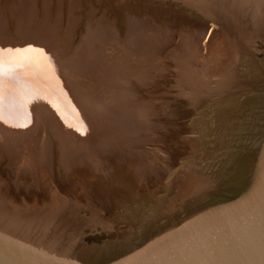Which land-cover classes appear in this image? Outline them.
Returning a JSON list of instances; mask_svg holds the SVG:
<instances>
[{
	"label": "rangeland",
	"instance_id": "rangeland-1",
	"mask_svg": "<svg viewBox=\"0 0 264 264\" xmlns=\"http://www.w3.org/2000/svg\"><path fill=\"white\" fill-rule=\"evenodd\" d=\"M26 6L31 7L29 9L32 12L31 10L27 12V8L23 14L25 10L23 7ZM19 7L24 9L21 13ZM136 23L137 25L141 23L140 29H146L149 35H156V39H151L152 36H150L146 37L147 39L143 38V42L140 39L138 43L137 35L134 34L136 37L132 35L139 31ZM211 24L196 8L183 4L180 0H0V191L3 192V198L7 203L17 210L33 208V210H43L54 207V204L64 205L67 198L74 199L73 202L78 207L77 211L81 216L80 218L85 221L80 232L81 239L87 247L96 246L98 248L113 244L122 245L128 240V234H132L133 237L136 236L134 237L136 241H140L139 237L144 234L141 238V240H145L142 248L144 246L148 248L155 243L156 238L154 239L153 236L170 234L172 230L169 229L170 226L172 227L178 219L180 221L183 217H187V210L190 209L192 213L200 210L203 204L206 206L208 201H198L197 198L201 196L205 187L216 185L215 180L208 183L209 178L216 176L221 170L230 145L246 133L243 129L247 125L243 123L247 124L252 121L246 110V100L264 93V75L259 73L256 66L250 65L258 62L264 64V36L259 35L251 40L250 54L252 58H247V62L239 66L238 69L241 70L232 74L234 64L231 62L230 53V55L227 52V54L217 56L210 53V49L212 50L213 47L207 50L202 48L201 40L204 41L202 37L209 34ZM208 25L210 27L205 33V28ZM92 32L98 33V35L100 33L105 34H102L103 39L99 37L95 42L89 41L92 44L90 43L88 46L87 37L89 39L97 37L92 36ZM154 39L156 43L150 44ZM131 42L133 46H130ZM158 43H160L159 46ZM34 49L35 53L38 51L37 54L40 55L45 52L43 56L47 59L44 58V61L39 63V60L34 58ZM130 49L133 50L129 51ZM88 50L97 54L95 55L96 58L93 57L90 62L84 56ZM98 51L101 56L104 55L101 57L98 55ZM13 52L17 56L13 55ZM50 54L54 55L49 57ZM105 55H107V58L105 57L106 63L103 61ZM50 60H53L52 63ZM53 63L55 65H52ZM83 67L85 71L83 70L82 73ZM188 70L191 71L192 78L189 77ZM72 71L77 74H73ZM65 73H69L73 77H66ZM226 73H229L227 79H233L232 84L225 90H218L217 80ZM59 75L64 76V81L63 79L60 80ZM48 79L51 83L59 84L57 85L58 88L53 83L50 86L51 83ZM188 79H191L190 82ZM56 80L59 82L57 83ZM34 81H37L36 84L39 83V85L37 84L38 87L35 86ZM205 82H208L207 87L213 90L211 93L221 97L227 96L228 105L226 103H224L225 105L223 103L217 104L214 98L206 94V96L204 94L202 96L201 93L204 92L198 87ZM244 82L252 83V86H248L252 92H247L245 87L240 88ZM60 84H64L65 88ZM40 87L46 88L47 92L45 90L44 92L40 91L39 89H43ZM48 87L51 88L48 89ZM66 88L67 90L74 88L73 92L78 91L82 97H86L85 94H90V97H87L88 100L79 98L82 103L72 95L75 98V103L84 104L80 107L79 112L84 113L90 110L87 111V116L84 114L85 116L81 115V117L78 112L76 115V110L70 108L69 104L67 105L65 98H63V94L66 95L63 93L65 92L63 89ZM51 89L55 90L51 91ZM61 89L62 91H60ZM195 89H198L199 93ZM104 90L108 91L105 92ZM41 92L46 93V95L51 93L52 95L49 96L53 97L48 96L46 98L48 100L51 98L52 101H46L47 103L44 101L43 103L39 100L38 97ZM95 93H99L98 96ZM55 96L59 97L60 100H58L62 105H59L60 102L55 99ZM229 97L232 98V101ZM190 98H199V101L192 103ZM62 100L64 101L62 102ZM33 103H36L34 104L36 107L33 106ZM117 103L118 108L115 111L116 108L113 110V107ZM134 104L136 108H134ZM111 105L112 107H110ZM30 106L31 108H29ZM84 107L86 108L83 109ZM94 108L95 111L105 112H94ZM109 108L113 111L110 112ZM237 108L242 111L241 115L237 113ZM63 112L66 113L63 114ZM239 116L241 117L239 118ZM222 117H225V120H221ZM25 118H31L32 123L27 128H20V124L25 122ZM133 121L138 122L139 131L134 127ZM220 121L222 122L220 123ZM85 123H88V127L91 129L93 127H90V124L94 126L96 123L99 127L102 125L103 129L114 130L126 138L116 137L114 146L110 145L108 148L100 140L97 141V138H91L95 128L92 129V132H85L84 128L87 127ZM125 123L128 126L123 129L122 125ZM139 126L146 128L144 127L143 131L141 130L143 127L140 129ZM115 128L118 130L116 131ZM9 140L13 144L18 141L22 143L21 146L17 144L16 147L24 159L17 162L19 163L18 168L32 169L33 175L29 174L28 171L26 174L16 175L14 168H11L15 165L10 159L14 153L9 150L8 144L12 143L11 141L9 143ZM82 144L84 145L82 146ZM110 149H118L120 152L116 156L113 155V160H116L117 157L128 156L139 161L137 165L131 167L132 170L133 168L135 170H133L134 178L132 176L126 182L129 183L130 181L134 186L140 184L138 188L143 186L140 189V194L142 198H147L145 201L149 203L153 199L157 203L160 201L159 204L166 201L168 195H163L160 192L166 189L167 178L173 171L178 170L177 182L185 178V173L188 170L192 175H199L197 177H201L202 181L208 184L205 185L198 179V191L194 194L193 191H190L184 196H179V193L172 192L166 206L162 207L160 211L163 218L154 220L155 214L146 208L143 217L140 219L145 223L137 224L139 223L137 222L139 217L136 218L138 213L130 214L132 216L129 218L133 217L134 219H129V222L125 223L123 222V214L117 213V204L112 199L117 194L111 193L97 197L90 192L88 196L83 195L78 187H74V189L70 186L72 178L68 175L65 167V154L76 152L75 155L78 157L88 153L90 159L92 158L89 165L94 166L98 165L96 160H100V156ZM30 153L33 155L42 154V158L39 160L31 159ZM28 155L29 158L26 157ZM101 161L103 160L101 159ZM107 163L105 162L104 165L108 167L107 172L111 173L113 171L111 170L112 166ZM141 163L150 166L148 169H153L151 170L154 172L153 175H160L156 176L158 179L155 181L157 182L144 177L143 174L141 176L136 174L140 166L138 164ZM38 170L40 173H37ZM34 173H37V177ZM38 177L39 181L44 183L43 186L38 185L39 190L35 188L38 184ZM218 177L221 180L222 174H218ZM83 187H85L84 184ZM216 194V191H210L204 193L203 198H211ZM55 196L58 203L53 201ZM91 210L102 219V223L90 225ZM153 222L155 225H150ZM130 224L134 225L131 226L133 230L129 227Z\"/></svg>",
	"mask_w": 264,
	"mask_h": 264
},
{
	"label": "bare ground",
	"instance_id": "bare-ground-1",
	"mask_svg": "<svg viewBox=\"0 0 264 264\" xmlns=\"http://www.w3.org/2000/svg\"><path fill=\"white\" fill-rule=\"evenodd\" d=\"M24 3V2H23ZM184 3L185 4H187V5H191V6H193V7H196L197 9L199 8V9H203V8H205L206 7V5L208 6V3L206 2V0H184ZM25 4H26V2H25ZM29 4V3H28ZM27 4V5H28ZM23 5V4H22ZM20 6V5H19ZM25 6V5H24ZM17 7V6H16ZM31 7H32V5H31ZM31 7H19V8H21V10H20V13H21V11H23V14H25V12H26V10H27V8H28V10H27V12L28 11H30L31 9H29V8H31ZM48 7V6H47ZM18 8V7H17ZM33 8V7H32ZM23 9V10H22ZM19 11V10H18ZM31 12H32V10H31ZM21 15V14H20ZM138 22V21H137ZM222 22L223 23H225L226 21H224V20H222ZM133 25H134V23H133ZM141 26H142V24L141 23H138V25H137V23H136V27H139L138 29H139V31H136L135 33H131L132 35H134V34H136L137 35V38H138V43L140 42V41H142V39L143 38H146V37H150V36H152L151 37V39H153V38H155L156 39V35L155 36H153V35H149V33H147L146 32V29H144V28H142V29H140L141 28ZM132 28V27H131ZM211 29H212V31L211 32H209V34L206 36V37H202V39H204V41H202L201 40V45H202V48L204 49V50H207V49H210L211 47H213V49L211 50L210 49V53H213L214 55H220V54H227V52H228V54L230 53L231 54V56H232V59H231V62H233V64H234V66H233V68H232V74H234L236 71H240L241 69H238L239 68V66H241L242 65V63H246L247 61V58H252V55L250 54V52H251V45H250V42H251V40H253V38H255L256 36H259V35H263L264 36V27H260V26H252V27H250V29L249 28H247V29H245L244 27H240V26H236L233 22H231V21H229L228 22V25L225 27V29L224 28H218L216 25H214V24H211ZM103 30V29H102ZM97 31V30H96ZM99 31V30H98ZM97 31V32H98ZM95 32V31H94ZM93 33V32H92ZM102 34H105V33H100V35H98V33H93L92 34V36L94 35V36H97L96 38H88L87 37V39H88V43H89V41H91V42H95L96 40H97V38H102L103 36H102ZM109 34V33H108ZM156 34V33H155ZM136 35H134L135 37H136ZM160 36V35H159ZM106 38V37H105ZM159 38V37H158ZM103 39V38H102ZM141 39V40H140ZM147 39V38H146ZM153 40L150 44H155L156 43V40ZM108 40V39H107ZM140 40V41H139ZM158 40V39H157ZM161 41V40H160ZM90 42V43H91ZM99 42V41H98ZM120 42V41H119ZM134 42V41H133ZM137 42H135V43H137ZM143 42V41H142ZM87 43V42H86ZM90 43H89V45L88 46H90ZM132 43V42H131ZM134 43V45H135V47H136V44ZM92 44V43H91ZM159 44L160 43H158V46H159ZM190 44V43H189ZM192 44V43H191ZM190 44V45H191ZM142 45V44H141ZM163 45V44H162ZM87 46V45H86ZM130 46H133V43L132 44H130ZM197 46V45H196ZM225 46V47H224ZM96 47V46H95ZM90 49H91V47H89ZM93 48V47H92ZM189 48H191V47H189ZM88 49V48H87ZM89 49V50H90ZM136 49V48H135ZM134 49V51H137V50H135ZM29 50H33V49H29ZM29 50H27V51H29ZM41 50V49H40ZM44 50H46V49H44ZM85 51H86V49H84ZM89 50L87 51L88 53L87 54H85L84 56H85V58L87 57V59H89V62L91 61V60H93V57H95L96 58V56L95 55H97L96 53L95 54H93L94 52H89ZM133 50V49H132ZM131 49L129 50V51H132ZM140 50V49H139ZM31 51H30V53H31ZM48 51H49V49H48ZM47 51V52H48ZM95 51V50H94ZM190 51V50H189ZM96 52V51H95ZM101 52V51H100ZM104 52V51H103ZM141 52V51H140ZM29 53V54H30ZM35 53V49H34V51H33V54ZM37 53H38V51H37ZM37 53H35V57L34 58H36V59H38L39 60V63L40 62H43L44 61V58H46L45 56H43V54L45 53V52H43V54L42 55H40V54H37ZM97 53H99V51L97 52ZM102 53V52H101ZM205 53V52H204ZM3 54V53H2ZM15 53L13 52V55H14ZM24 54V53H23ZM46 54H48L49 55V53H46ZM132 54H133V52H132ZM209 54V53H208ZM229 54V55H230ZM253 54V53H252ZM48 55H46L47 57H48ZM54 55V54H53ZM53 55H51L50 54V56L49 57H51V56H53ZM98 55H100L101 56V54L99 53ZM104 55V54H103ZM102 55V56H103ZM15 56H17V54H15ZM22 56V55H21ZM20 56V57H21ZM25 56V55H24ZM28 56V55H27ZM33 56V55H32ZM37 56V57H36ZM101 56V57H102ZM115 56V55H114ZM124 56V55H123ZM227 56V55H226ZM3 57V56H2ZM1 57V58H2ZM23 57V56H22ZM56 57V56H55ZM107 58V55H105L104 57H103V61H104V63H106V58ZM127 57V56H126ZM26 58V57H25ZM59 58V57H58ZM57 58V59H58ZM92 58V59H91ZM143 58V57H142ZM3 59H4V57H3ZM6 59V58H5ZM17 59H18V57H17ZM47 59V58H46ZM52 59L54 60V58L52 57ZM57 59H55L56 61H57ZM120 59H122V58H120ZM127 59V58H126ZM22 60H23V58H22ZM32 60H34V59H32ZM52 60V61H53ZM95 60V59H94ZM102 60V59H101ZM110 60V59H109ZM119 60V59H118ZM124 60V59H123ZM1 61V60H0ZM25 61H26V59H25ZM48 61H49V58H48ZM52 61L50 60V62L52 63ZM102 61V62H103ZM140 61V60H139ZM19 62V61H18ZM24 62V60L22 61V63ZM59 62V61H58ZM133 62V61H132ZM55 63V62H54ZM52 64V65H55V64ZM119 63V62H118ZM127 63V62H126ZM143 63V62H142ZM182 63V62H181ZM27 64V63H26ZM56 64H57V62H56ZM60 64V63H59ZM63 64V63H62ZM117 64V63H116ZM122 64V63H121ZM139 64V63H138ZM45 65H47V64H45ZM100 65V64H99ZM119 65V64H118ZM117 65V66H118ZM136 65V64H135ZM252 67H254V66H256V69H258L259 70V73L261 72V73H263L262 75H264V64H260L259 62L258 63H253V64H250ZM14 66V65H13ZM39 66H41V65H39ZM51 66V65H50ZM103 66V65H102ZM101 66V67H102ZM106 66V65H105ZM113 66V65H112ZM122 66V65H121ZM127 66H129V65H127ZM126 66V67H127ZM54 67V66H53ZM123 67V66H122ZM135 67V66H134ZM133 67V68H134ZM138 67V66H137ZM32 68V67H31ZM35 68V67H34ZM48 68V67H47ZM50 68V67H49ZM48 68V69H49ZM58 68H59V66H58ZM61 68H63L62 66H61ZM33 69V68H32ZM52 69H56V68H52ZM82 69V68H81ZM37 70V69H36ZM51 70V69H50ZM84 70V67H83V69H82V73L85 71H83ZM55 71V70H54ZM54 71L52 72L53 74H54ZM57 71V70H56ZM62 71V70H61ZM131 71H132V69H131ZM73 72V74H77V73H75L74 71H72ZM129 72V71H128ZM191 71H189L188 70V72L187 73H189V74H187V75H189V77L190 78H192V74L190 73ZM35 73V72H34ZM41 73V72H40ZM78 73H80V72H78ZM126 73V72H125ZM134 73V72H133ZM230 73V74H231ZM62 74V73H61ZM103 74V73H102ZM12 75V74H11ZM31 75V74H30ZM44 75V74H43ZM56 75V74H55ZM105 75V74H104ZM103 75V76H104ZM129 75V74H128ZM57 76V75H56ZM65 76L66 77H73V76H71L69 73H65ZM87 76V75H86ZM229 76V73H226L225 75H223L220 79H218L217 80V83H218V90H225V88H227V87H229L231 84H232V80L231 79H227V77ZM29 77V76H28ZM59 77H61V79L60 80H62L63 79V81H64V76H60L59 75ZM102 77V76H101ZM27 78V77H26ZM31 78V77H30ZM51 78V77H50ZM140 78V77H139ZM142 78V77H141ZM233 78V77H232ZM42 79V78H41ZM55 79V78H54ZM68 79V78H67ZM31 80V79H30ZM33 80H35L34 78H33ZM32 80V81H33ZM51 80V79H50ZM88 80V79H87ZM99 80V79H98ZM187 80V79H186ZM190 80L191 79H188V82H190ZM194 80V79H193ZM248 80V79H247ZM38 81V80H37ZM37 81H34V83H35V86L38 84L39 85V83H37L36 84V82ZM42 81V80H41ZM48 81H49V79H48ZM52 81H53V79H52ZM57 81V80H56ZM83 81V80H82ZM101 81V80H100ZM39 82V81H38ZM47 82V81H46ZM50 82V81H49ZM59 81H57V83H58ZM80 82H81V80H80ZM83 82H85V81H83ZM128 82V81H127ZM34 83H32V84H34ZM42 83H44V82H42ZM42 83H41V86H42ZM51 83V82H50ZM53 83V82H52ZM52 83L50 84V86H52ZM56 82H54L53 84H55ZM71 83V82H70ZM88 83H89V81H88ZM91 83V82H90ZM131 83V82H130ZM144 83H146V82H144ZM77 84V83H76ZM252 83L250 82H244L243 83V85H240V88H242L243 89V87H245V88H247V89H245V90H247V92H250L251 90L249 89L250 87H248V86H250ZM254 84V83H253ZM38 85L36 86V87H38ZM43 85H45V83L43 84ZM56 86L55 87H57V85H59V84H55ZM64 86V84H60V86ZM67 85V84H66ZM71 85V84H70ZM98 85H100V84H98ZM107 85V84H106ZM93 86V85H92ZM130 86V85H129ZM195 86V85H194ZM208 82H205L203 85H200V87H198V89L199 90H201L202 92H204V93H201V95L203 96V94L205 95H208L209 97H211V98H214V100L215 101H217V104H224V103H226L227 105H228V102H227V96H220V95H216L215 93H211L213 90H211V89H209L208 87ZM252 86V85H251ZM46 87V86H45ZM67 87V86H66ZM72 87V86H71ZM136 87V86H135ZM40 88H43V87H40ZM51 88V87H50ZM49 87H48V89H50ZM58 88V87H57ZM64 88H65V86H64ZM121 88V87H120ZM129 88V87H128ZM254 88V87H253ZM56 89V88H55ZM54 89V90H55ZM69 89V88H68ZM74 89V88H73ZM71 90V89H69V90H67V88L66 89H63V91H65V92H63V93H65L66 95H64L62 92V94H63V98H65V101L67 102V105L69 104L71 107L70 108H73L74 110H76L75 111V114L77 115V113L76 112H78V113H80L79 115L81 116H83L84 114L87 116L88 115V113H87V111H90V110H87V109H90V108H87L86 110V112H84V113H81V111L79 112V110H80V107L81 106H83L84 104H77V102L75 103L74 101H75V98L74 97H77L76 99L77 100H82V98H83V100H86L87 99V97H90V94L88 95V94H85V95H87L86 97H82L81 95H80V93L78 92V91H76V93H74L73 91L74 90ZM81 89V88H80ZM88 89V88H87ZM137 89H138V87H137ZM198 89H195L196 91L198 90ZM40 91H42V92H44V90L47 92V90H46V88H43L42 90L41 89H39ZM53 89H51V91H52ZM53 90V91H54ZM57 90V89H56ZM89 90V89H88ZM96 90V89H95ZM94 90V91H95ZM59 91V90H58ZM60 91H62V89L60 90ZM100 91V90H99ZM98 91V92H99ZM105 91V90H104ZM106 91H108V90H106ZM105 91V92H106ZM113 91V90H112ZM254 91V90H253ZM9 92V91H8ZM41 92V94H40V96L38 95V94H36V95H38L37 97H38V99L39 100H41L43 103H44V101L46 102V101H48L49 102V100L53 97H51V96H49L51 93H49V94H47L46 95V93L45 94H43ZM50 92V91H49ZM86 92V91H85ZM110 92V91H109ZM133 92V91H132ZM252 92V91H251ZM102 93H103V91H102ZM134 93V92H133ZM197 93H199V91H197ZM55 94V93H54ZM96 94V93H95ZM99 94V93H98ZM98 94H96L97 96H98ZM107 94V93H106ZM52 95V94H51ZM59 95H61L60 93H59ZM58 95V96H59ZM74 97H73V96ZM84 95V96H85ZM109 95V94H108ZM205 95V96H206ZM51 97V98H49V100L46 98V97ZM94 97H95V95H93ZM101 96H102V94H101ZM109 96H111V95H109ZM119 96V95H118ZM36 97V96H35ZM34 97V98H35ZM56 97V96H55ZM60 97V96H59ZM59 97L57 98H55V99H59ZM82 97V98H81ZM112 97V96H111ZM80 98V99H79ZM93 98V97H92ZM92 98H89L90 100L92 99ZM95 98H97V97H95ZM229 98H231V97H229ZM259 98H260V96H257V97H254V98H250L249 100H246V106H248L249 108L250 107H252L253 106V104H255L256 102H257V100H259ZM60 99H61V97H60ZM59 99V100H60ZM104 99V98H103ZM106 99V98H105ZM138 99V98H137ZM199 98H190V101L193 103H196L197 101H199L198 100ZM237 99V98H236ZM239 99V98H238ZM38 100V101H39ZM57 100H56V102H57ZM58 100V101H59ZM81 100H80V103H82L81 102ZM88 100V99H87ZM40 101V102H41ZM52 100H50V102H51ZM64 100H62V102H63ZM97 101V100H96ZM100 101H102L101 99H100ZM105 101V100H104ZM110 101V100H109ZM128 101V100H127ZM231 101H232V98H231ZM33 102V101H32ZM31 102V103H32ZM54 102V101H53ZM52 102V104H57L56 102H54L53 103ZM60 102V101H59ZM30 103V104H31ZM42 103V104H43ZM47 103V102H46ZM65 103V102H64ZM96 103H98V102H96ZM95 103V104H96ZM106 103H108V102H106ZM116 103V102H115ZM114 103V104H115ZM202 103V102H201ZM205 103V102H204ZM233 103V102H232ZM25 104H26V102H25ZM29 104V105H30ZM34 104H36V103H33V106H34ZM51 104V103H50ZM55 104H54V106H55ZM123 104V103H122ZM136 104V103H135ZM134 104V108H136L135 105ZM230 104V103H229ZM59 105H62L61 104V102H60V104ZM58 105V106H59ZM102 105H104V104H102ZM108 105V104H107ZM113 105V104H112ZM112 105L110 106V107H112ZM197 105V104H196ZM206 105V104H205ZM225 105V104H224ZM32 106V105H31ZM31 106L29 107V108H31ZM38 106V105H37ZM53 105L51 106L52 108L54 107ZM116 106V107H115ZM114 107H113V110H115L114 108H116V110L115 111H117V108H118V103H117V105H115ZM34 107H36V106H34ZM61 107V106H60ZM97 107V106H96ZM103 107H105V106H103ZM147 107V106H146ZM64 108H66V107H64ZM86 107H84L83 109H85ZM99 108V107H98ZM152 108V107H151ZM38 109V108H37ZM82 109V108H81ZM112 109V108H111ZM149 109V108H148ZM26 110V109H25ZM91 110H93V109H91ZM97 110V109H96ZM109 110H110V108H109ZM113 110H110V112L111 111H113ZM142 110H144V109H142ZM142 110H140V112H142ZM237 110V113L239 114V115H241L242 114V111L239 109L238 110V108L236 109ZM34 111H35V109H34ZM64 111V110H63ZM85 111V110H84ZM94 112H98V111H95V108H94V110H93ZM145 111V110H144ZM93 112V113H94ZM101 112H105V111H101ZM100 111H99V113H101ZM139 112V111H138ZM40 113V112H39ZM59 113V112H58ZM66 112H63V114H65ZM118 114H119V112H118ZM142 114V113H141ZM144 114V113H143ZM31 115V114H30ZM50 115H51V113H50ZM84 115V116H85ZM89 115H90V112H89ZM139 115H140V113H139ZM24 116V115H23ZM64 116V115H63ZM80 116H79V118H80ZM81 116V117H82ZM93 116V115H92ZM94 116H95V113H94ZM149 116V115H148ZM25 117H27V116H25ZM61 117V116H60ZM241 116H239V118H240ZM63 118V117H62ZM74 118H76L75 116H74ZM87 118V117H86ZM91 118V117H90ZM99 118V117H98ZM137 118V117H136ZM26 120H25V122L23 123V124H20V128H27V127H29V125H31V123H32V121H30V119H28V118H25ZM60 119V118H59ZM84 119V118H83ZM92 119V118H91ZM95 119V118H94ZM93 119V120H94ZM138 119V118H137ZM147 119V118H146ZM79 120V119H78ZM81 120V119H80ZM86 120V119H85ZM242 120V119H241ZM86 121H88V120H86ZM85 121V122H86ZM90 121V120H89ZM147 121V120H146ZM71 122V121H70ZM90 122H92V120L90 121ZM94 122V121H93ZM92 122V123H93ZM98 122V121H97ZM134 122V121H133ZM22 123V122H21ZM99 123V122H98ZM103 123H105V122H103ZM138 122H134V127L135 128H137L138 127V124H137ZM142 123H143V121H142ZM141 122H140V124H142ZM220 123H221V121H220ZM88 123H85V125L87 126L86 128H84V130H85V132H92V129H94L95 128V132L94 133H92V135H91V138H97L98 140L97 141H99L100 140V142L103 144V145H105V146H107L108 148H109V146L110 145H112V146H114V140L116 139L117 140V138L116 137H122V138H126V137H123V136H121V135H119V134H117L114 130H110V129H108V131L107 130H105V129H103L101 126V128L98 126V125H96V123H95V125L94 126H92V124H90L91 126L90 127H93L92 129L91 128H89L88 126H89V124L87 125ZM100 124V123H99ZM102 124V123H101ZM116 124H118V123H116ZM143 124H145V123H143ZM142 124V125H143ZM146 124H147V122H146ZM150 125H151V123H150ZM25 126V127H24ZM104 126V125H103ZM123 126V129H125V127H127L128 125H127V123H125L124 125H122ZM147 126V125H146ZM33 127V126H32ZM85 127V126H84ZM140 127V129L141 130H143L144 129V127L145 126H139ZM151 127V126H150ZM83 128V127H82ZM81 128V129H82ZM146 128V127H145ZM147 128H148V126H147ZM116 129V128H115ZM109 130H110V132H109ZM118 129H116V131H117ZM134 130V129H133ZM62 131V130H61ZM76 131V130H75ZM77 131H78V129H77ZM137 131H139L138 130V128H137ZM144 131V130H143ZM74 132V131H73ZM82 132V131H81ZM107 132H109V133H107ZM63 133V132H62ZM67 133V132H66ZM75 133V132H74ZM83 133V132H82ZM141 133V131L139 132V134ZM143 133V132H142ZM6 134V133H5ZM8 134V133H7ZM68 134V133H67ZM84 134V133H83ZM100 134V135H99ZM121 134V133H120ZM124 134V133H123ZM122 134V135H123ZM22 135H24V134H22ZM66 135V134H65ZM72 135V134H71ZM70 135V136H71ZM78 135V134H77ZM86 135V134H85ZM84 135V136H85ZM96 135H98V136H96ZM12 136V135H11ZM75 136V135H74ZM236 136V135H235ZM83 137V136H82ZM8 138V137H7ZM68 138V137H67ZM66 138V139H67ZM76 138V137H75ZM86 138V137H85ZM88 138H90L89 136H88ZM91 138H90V140H91ZM119 139H121V138H119ZM234 139V138H233ZM84 140H86V139H84ZM95 140V139H94ZM10 141L11 140H9V143H10ZM63 141V140H62ZM70 141V140H69ZM87 141H89V140H87ZM86 141V142H87ZM93 141V140H92ZM91 141V142H92ZM96 141V140H95ZM12 142V141H11ZM83 142V141H82ZM73 143H75V142H73ZM90 143V142H89ZM98 144H99V142H97ZM123 143H125V141H123ZM17 144H19L20 146H21V142H14V144H13V142L12 143H10V144H8L9 145V150L10 151H12L13 153H14V155L10 158L11 159V162H13L14 163V165H15V167H11L12 169L14 168V171L16 172V175H18V174H26V171H28V173L29 174H31V175H33V171H32V169L31 170H28V169H23V168H18V164L19 163H17L18 161L20 162V159L21 160H24V159H22L23 158V156H21V154H20V151L18 150V148H16L17 147ZM79 144V143H78ZM86 144V143H85ZM88 144V143H87ZM84 144H82V146H83ZM117 145V144H116ZM120 145V144H119ZM122 145H124V144H122ZM111 146V147H112ZM125 146V145H124ZM74 147H75V145H74ZM79 147V146H78ZM117 147H119V146H117ZM82 148V147H81ZM113 148V147H112ZM123 148V147H122ZM80 149V148H79ZM87 149V148H86ZM88 149H89V147H88ZM128 149V148H127ZM73 150V149H72ZM84 150V149H83ZM81 151V150H80ZM93 151V150H92ZM96 151V150H95ZM41 152V151H40ZM45 152V151H44ZM63 152V151H62ZM70 152V151H69ZM77 152H79V151H77ZM84 153L86 152V150L85 151H83ZM103 152V151H102ZM122 152H124L123 150H122ZM76 153V152H75ZM75 153H70V154H72V155H70V154H65L64 156V159L66 160V163H65V167H66V169H67V173H68V175L72 178V182L70 183L71 185L70 186H72V188H74V187H78L79 189V191H80V193H83V195L85 194L86 196H88V194L91 192V193H93V194H95L97 197H99V196H105V195H109V194H111V193H113V194H117V195H115V197H113L112 199H113V201H114V203H116L117 204V206H116V210L118 211L117 213L119 214V215H122L123 217H124V220H123V222H125V223H127V222H129V219L131 220V219H134L133 217L131 218H129V216H132V215H130V214H133L134 215V213H138V215L136 216V218L137 217H139V220L137 221V222H139V223H137V224H143V223H145V221H143V220H140L142 217H143V215H144V210L147 208V209H149V210H151L155 215H154V220H156V219H158V218H163V216L161 217V213H160V211H161V209H162V207H164V206H166V202H168L169 201V199H170V194H172V192L173 193H175V192H177V193H179V196L181 195V196H184V195H186L187 193H189L190 191H193V194L196 192V191H198V186H197V182H198V175L197 174H193L192 175V173L191 172H188V170H187V172L185 173V178H183L182 180L180 179V181L179 182H177L178 181V179L176 180V176H177V173H178V170L177 171H173V173H171V175L169 176V178H167L168 179V182H167V187H166V189H163L161 192H160V190H159V192L160 193H162L163 195H168V198H166V201L164 202V203H161V204H159V202L157 203V201L156 202H154V200L155 199H153L150 203L149 202H147V201H145L146 199H144V198H142V196H141V194H140V189H142V187H140V188H138L139 186H140V184H137V185H135L134 186V184H131L130 183V181H129V183L128 182H126L127 180H130V178L133 176V178H134V172H133V170H134V168H133V170L131 169V167L133 166H135V164L137 165V163H139V161H137L135 158H130V157H126V156H123L122 158H116V160H113L114 158V156L113 155H115L116 156V154L117 153H120L119 152V150L118 149H110L108 152H106L105 154H104V152H103V154L104 155H101L100 156V158L104 161H101L100 162V158H98V159H100V160H96V162L98 163V165H94V166H92V165H89V162L91 161V159H90V157L88 156V153L86 154V155H81V156H76L75 155ZM81 153H82V151H81ZM98 153V152H97ZM129 154V153H128ZM26 157H28L29 158V155L28 156H26ZM30 157H31V159H37V160H39L40 158H42V154H37V155H33L32 153H30ZM133 157V156H132ZM136 157V156H135ZM96 159V158H95ZM144 159V158H143ZM113 160V161H112ZM107 161H108V163H107ZM112 161V162H111ZM95 162V163H96ZM107 163V164H109V162H111L109 165H111L112 167H111V170H113V171H111V173L109 172H107L108 170V167H105L106 165H104V163ZM134 162H136V163H134ZM93 163V162H92ZM132 164H134V165H132ZM149 164H151V163H149ZM138 165H140L139 167H138V170H137V173L136 174H138V176H141L142 174H143V176L144 177H147V178H149V179H152L153 180V182L156 180V179H158L156 176H160V175H157V174H155V175H153V171H151V170H153L152 168L150 169H148V167H150V166H148L147 164H138ZM152 165V164H151ZM152 167V166H151ZM184 167V166H183ZM19 169V170H18ZM188 169V168H187ZM191 170V169H190ZM35 171H36V169H35ZM135 171V170H134ZM180 171V170H179ZM185 171H186V168H185ZM181 172H182V170H181ZM37 173H40V170H38V172ZM37 173H34V175H36V177H37ZM28 174V175H29ZM182 174V173H181ZM39 175V174H38ZM182 177H183V175H181ZM198 176V177H197ZM75 177V178H74ZM178 177V176H177ZM142 178V177H141ZM140 178V179H141ZM180 178V177H179ZM162 179V178H161ZM222 179H223V177H222ZM138 180V179H137ZM175 180H176V182H175ZM40 181H39V177H38V179H37V185H36V187L35 188H37L38 190H39V187H38V185H40V186H43L44 185V183H39ZM155 182H157V181H155ZM220 182V181H219ZM139 183V182H138ZM19 184V183H18ZM82 184V185H81ZM83 184H84V186L86 187H83ZM216 184H217V182H216ZM219 184H221V183H219ZM48 185V184H47ZM139 185V186H138ZM216 186L217 185H215V186H210V187H205L203 190V193L201 194V196L199 197V198H197V200L198 201H207V200H203V196H204V193H208V192H210V191H215L216 189H212V188H216ZM27 187V186H26ZM47 187H49V186H47ZM47 187H46V189H47ZM75 189V188H74ZM144 192V191H143ZM167 193V194H166ZM120 194V195H119ZM211 194V193H210ZM210 196V195H209ZM202 197V198H201ZM213 197V196H212ZM183 198V197H182ZM210 198V197H209ZM56 196H55V198H54V202H56ZM73 200L74 199H70V198H67V200H66V203L64 204V205H57V204H54V207H48V208H45V209H43V210H33V209H24V210H17V209H14L13 207H12V205H10L9 203H7V201L3 198V192L2 191H0V228H5V229H7L8 231L9 230H11V231H14V232H16L17 230H19V231H21V229L22 230H24V233L25 234H27V235H33V236H35V238L37 237V238H39V237H41V238H46L47 240V247H48V249L49 250H54V248H53V246H52V244H50V242L51 243H53L54 242V240L55 241H57L58 240V242H60L61 241V243L63 244V245H66L67 246V248L69 249V248H77V249H79L78 248V246H79V243H80V239H81V237H82V235H80V232H81V229H82V224H84V220L82 221V219L80 218L81 216L79 215V213H78V211H77V209H78V207L77 206H75L76 205V203L75 202H73ZM149 200V199H148ZM157 200V199H156ZM108 201V200H107ZM210 202V201H209ZM56 203H58V202H56ZM113 203V204H114ZM200 205H202V204H200ZM205 206V204H203V207ZM203 207H201V209L203 208ZM137 209H138V211H137ZM187 209H189V208H187ZM136 210V211H135ZM148 210V211H149ZM190 214H191V210L189 209V210H187V217H189L190 216ZM91 215H92V217H91V220H90V225H92V226H94L95 225V223H102V219L96 214V213H94V211H92L91 210ZM193 215H191V217H192ZM117 217V216H116ZM187 217H183L182 218V220H180L179 221V219H178V221H175L174 223H173V225H172V227L170 226V228L169 229H172L171 231H170V234H168V235H164V236H169V237H172V236H174L175 234V232L176 233H180L181 231H182V233H184L185 234V230H180L179 228H180V225H181V228H182V226H184L185 225V223H186V221H188V220H190V218L188 219ZM118 220V219H117ZM155 222V221H154ZM150 223V225L151 224H154L155 225V223ZM169 222V221H168ZM147 223V222H146ZM136 224V223H135ZM167 224V223H166ZM187 224V223H186ZM131 226H134V225H131L130 224V226L129 227H131ZM192 227V226H191ZM133 227H131V229H132ZM136 228V227H135ZM141 228H143V227H141ZM190 228V227H189ZM133 230V229H132ZM187 230V229H186ZM160 231H162V230H160ZM159 231V232H160ZM165 231V230H164ZM163 231V232H164ZM158 232V231H157ZM49 233V234H48ZM65 233H67V235H65ZM70 235H69V234ZM155 233V232H154ZM74 234V236H72ZM144 235V234H143ZM143 235L142 236H140L139 238H140V241H136L135 240V238L134 237H136V236H132V234H128L127 235V239L128 240H126V242H124V244H122V245H111V246H108V247H103V248H99V249H86V250H78L77 251V253H76V259L77 260H81V261H84V260H88V262L87 263H91V264H105V262L107 263V262H109V260H113L114 258H113V256L117 253V252H119V251H128V250H137V248H138V246H142V244L144 243V241H143V239L141 240V238H143ZM153 236V235H152ZM154 237V236H153ZM138 238V237H137ZM134 239V240H133ZM39 240V239H38ZM33 241H35L34 239H33ZM40 241V240H39ZM53 241V242H52ZM34 243V242H33ZM41 244V243H40ZM55 250H57V249H55ZM54 250V251H55ZM62 251H66L65 249H62ZM80 258H82V259H80ZM76 259H74V260H76ZM111 262V261H110Z\"/></svg>",
	"mask_w": 264,
	"mask_h": 264
},
{
	"label": "water",
	"instance_id": "water-1",
	"mask_svg": "<svg viewBox=\"0 0 264 264\" xmlns=\"http://www.w3.org/2000/svg\"><path fill=\"white\" fill-rule=\"evenodd\" d=\"M206 2L205 8H194L219 29H225L229 21L245 29L264 27V0ZM258 95L252 107L246 106L252 119L243 123L246 133L230 145L221 170L209 178L208 183L217 181V194L203 198L210 202L192 212L182 228L180 225L185 234L154 236L150 247L119 251L105 264H264V93ZM46 240L27 235L22 229L14 232L0 228V264H91L77 260V251L99 249L87 247L82 239L79 249H68L54 240L50 242L57 249L54 251L48 249Z\"/></svg>",
	"mask_w": 264,
	"mask_h": 264
}]
</instances>
